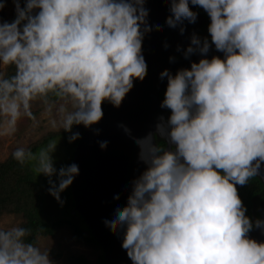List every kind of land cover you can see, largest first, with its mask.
<instances>
[{
	"label": "clouds",
	"instance_id": "1",
	"mask_svg": "<svg viewBox=\"0 0 264 264\" xmlns=\"http://www.w3.org/2000/svg\"><path fill=\"white\" fill-rule=\"evenodd\" d=\"M190 2L210 17V40L193 34L184 55L199 52V61L160 73L168 81L161 107L171 114L135 141L147 167L104 222L122 232L133 264H264V242L247 235L254 224L237 190L264 162V0H171L166 23L181 33L185 20L198 17ZM13 4L15 18L0 22V67H14L11 75L0 72V137L14 135L23 118L35 120L40 101L55 107L50 126L72 133L73 142L81 136L74 125L98 123L102 104L119 107L143 78L145 0ZM6 5L0 0V10ZM213 45L223 57L206 55ZM161 135L171 147L153 142ZM57 143L35 152L19 146L11 155L48 177L49 193L63 204L60 194L79 167L57 169ZM35 239L26 227H0V264H53Z\"/></svg>",
	"mask_w": 264,
	"mask_h": 264
},
{
	"label": "water",
	"instance_id": "2",
	"mask_svg": "<svg viewBox=\"0 0 264 264\" xmlns=\"http://www.w3.org/2000/svg\"><path fill=\"white\" fill-rule=\"evenodd\" d=\"M24 3L25 0H21V6ZM170 3L171 0H145L150 31L144 34L142 41V52L147 60L143 78L134 80L133 88L119 107L104 102V115L98 123L91 127L82 124L75 127V130L79 127L82 133L72 158V163L79 167V174L71 184L74 208L99 242L107 264H133L127 250L121 246L122 232L118 236L116 230L108 227L104 221L112 214L116 202L121 206L127 203L131 182L147 167L139 159L140 147L135 141L156 133L157 124L161 119L166 121L171 114L167 108L161 107L163 99L160 93L167 88L168 81L167 77L161 79L160 73L168 69L175 74L201 58L199 52L187 58L184 53L191 43V37L197 35L206 18L190 2L198 17L194 23L185 20V31L181 33L180 25L171 27L166 23L171 15ZM156 21H159V26ZM206 55L211 58L213 55L223 57L224 54L213 45ZM161 137L157 136L153 142L157 143ZM100 141H108L107 147L101 149ZM166 147L171 145L167 144ZM256 176L264 183V162ZM240 186L238 184L237 189ZM259 211V220H264V200ZM247 235L264 242V225L255 226Z\"/></svg>",
	"mask_w": 264,
	"mask_h": 264
},
{
	"label": "trees",
	"instance_id": "3",
	"mask_svg": "<svg viewBox=\"0 0 264 264\" xmlns=\"http://www.w3.org/2000/svg\"><path fill=\"white\" fill-rule=\"evenodd\" d=\"M197 8L203 15L208 16L203 8L199 6ZM209 24L210 22L201 26L198 32L199 37H208L210 40V34L207 31ZM13 72L14 67L8 66L5 75H11ZM165 91L166 89L160 93L162 99H164ZM71 134L63 130L61 132H51L41 141L27 148H31L34 152L38 151L40 147L50 140L58 135H63L65 142L67 144L72 143L75 150L77 139L69 142L68 137ZM159 144L165 146L164 142H160ZM11 154L4 161L0 162V216L4 213H17L21 215L23 221L20 226L31 230L33 237L36 238V243L39 242V237L41 236H56L61 229H67L76 242L82 243L99 253L97 264H107L99 242L94 238L89 228L85 225L83 218L74 208L71 185L60 194L61 199L64 201L63 204L58 202L55 197L52 199L56 209L61 210L64 215L58 216L54 220L50 219L47 217L45 210L48 205L45 189H49L50 187L48 177L43 174L39 176L30 164L20 165L12 158ZM55 166L59 169L63 165L59 164ZM53 179H56V177H53ZM237 190L246 209L245 214L250 217L255 226L256 218L253 212L254 197L257 194H261L264 197V183L255 176L250 178L246 184L241 185ZM67 259L68 264H92L91 260L82 254H70Z\"/></svg>",
	"mask_w": 264,
	"mask_h": 264
},
{
	"label": "rangeland",
	"instance_id": "4",
	"mask_svg": "<svg viewBox=\"0 0 264 264\" xmlns=\"http://www.w3.org/2000/svg\"><path fill=\"white\" fill-rule=\"evenodd\" d=\"M14 13L15 7L13 0H7L6 7L0 10V22L5 20L11 22L15 18ZM7 67H0V72L5 74ZM32 112L35 120L23 118L18 123V130L14 135L0 137V162L4 161L15 148L19 146L29 147L41 141L51 132L62 131L52 128L49 123L52 119L56 118L55 107L49 111L47 105L37 101L33 104ZM75 127L76 125L73 126L72 132H74ZM52 140L58 142L56 150L53 153L55 165H70L74 154V145L72 143L67 144L63 135H58ZM41 175L39 174V176ZM45 196L48 203L45 209L47 217L54 220L56 217L64 215L61 210L56 209L52 202L54 196L49 193L48 189H45ZM22 221V216L17 213H4L0 216V227L8 228L13 225H21ZM37 244L42 250H49V258L53 264H68L67 258L70 254L85 255L91 260L92 264H97L99 253L82 243L76 242L67 229H61L56 236H41Z\"/></svg>",
	"mask_w": 264,
	"mask_h": 264
},
{
	"label": "flooded vegetation",
	"instance_id": "5",
	"mask_svg": "<svg viewBox=\"0 0 264 264\" xmlns=\"http://www.w3.org/2000/svg\"><path fill=\"white\" fill-rule=\"evenodd\" d=\"M203 15V14H202ZM205 18H206V22L205 23H208V22H210V17L209 16H205V15H203ZM205 23H203V24H205ZM202 24V25H203ZM201 25V26H202ZM170 112V111H169ZM171 113V112H170ZM75 129V128H74ZM74 132H79L80 134L82 133V130L78 127L76 130H74ZM78 140V139H77ZM160 142H164L165 143V146H167V143H166V141H165V138L164 137H161V138H159L158 140H157V143H160ZM262 200H264V197H262L261 196V194H257L255 197H254V204H253V208H254V210H253V212H254V216H255V218H256V221L259 219V216H260V211H259V207H260V204H261V202H262ZM254 228H255V226H254ZM253 228V229H254ZM252 229V230H253Z\"/></svg>",
	"mask_w": 264,
	"mask_h": 264
}]
</instances>
